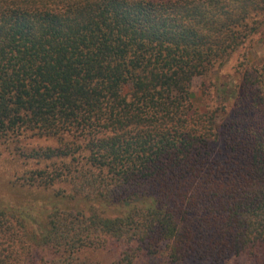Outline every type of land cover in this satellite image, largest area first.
<instances>
[{"label":"trees","instance_id":"1","mask_svg":"<svg viewBox=\"0 0 264 264\" xmlns=\"http://www.w3.org/2000/svg\"><path fill=\"white\" fill-rule=\"evenodd\" d=\"M254 43L264 0H0V264H264Z\"/></svg>","mask_w":264,"mask_h":264},{"label":"rangeland","instance_id":"2","mask_svg":"<svg viewBox=\"0 0 264 264\" xmlns=\"http://www.w3.org/2000/svg\"><path fill=\"white\" fill-rule=\"evenodd\" d=\"M249 57L248 59L250 61H254L255 59H259L264 57V43H254L251 46V49L248 53ZM240 55L235 54L232 56L229 61L226 63L223 72H227L228 75H232V69L234 65L239 60ZM235 79V77H227V80ZM201 82V78H194L191 82V92L193 94L192 103L194 106L202 107L204 105H207L208 102H205L203 97L200 95L199 91V84ZM15 165L11 162L9 159V156H7L5 153L0 154V197L5 196L9 197V199H12V195L15 196V191L12 190L11 185L9 184V177L14 169ZM115 251H117L116 246L109 245L108 248L99 250L98 253H96V258H99L100 261L103 262V260H110L112 255L115 254Z\"/></svg>","mask_w":264,"mask_h":264}]
</instances>
